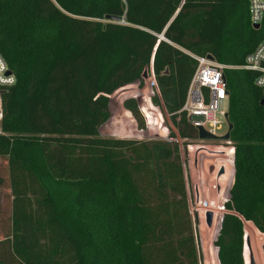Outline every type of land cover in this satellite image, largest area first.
<instances>
[{
    "label": "trees",
    "instance_id": "1",
    "mask_svg": "<svg viewBox=\"0 0 264 264\" xmlns=\"http://www.w3.org/2000/svg\"><path fill=\"white\" fill-rule=\"evenodd\" d=\"M263 40L249 0H0V54L15 77L0 86L9 190L8 212L0 201V220L8 219L0 264H203L177 142L198 139L181 112L195 57L241 66ZM146 76L158 89L152 105L176 133L103 134L112 98L130 85L144 88ZM257 77L225 72L234 181L223 219L221 205L214 212L217 264H247V228L264 235ZM123 108L137 131L150 129L137 99Z\"/></svg>",
    "mask_w": 264,
    "mask_h": 264
},
{
    "label": "built area",
    "instance_id": "2",
    "mask_svg": "<svg viewBox=\"0 0 264 264\" xmlns=\"http://www.w3.org/2000/svg\"><path fill=\"white\" fill-rule=\"evenodd\" d=\"M249 12H250V22L252 27L259 25L261 27L264 22V0H249ZM198 62L197 69L191 80L185 104L181 112H185L190 123L196 128H202L207 133L221 138L225 136L229 131V121L226 117L228 115V110L223 112L221 110V102L228 100L229 104V92L227 89V81L225 78V72L227 70H241L248 72H255L258 74L256 78L255 85L264 90V40L256 47V49L246 57L245 63L241 66H228L220 64L215 60H210L208 56L206 57H195ZM154 77V76H153ZM15 84V77L10 72L7 64L0 54V86L8 87ZM146 117V122L148 128H151L155 124V118L151 117L146 110H143ZM221 117L227 125V131L224 135L218 136L217 133L221 131L222 120ZM169 119V118H168ZM3 121V104H2V93L0 91V133L1 124ZM159 123V122H158ZM264 126V125H263ZM173 127V126H172ZM174 133H176L173 127ZM170 134V132H169ZM168 134V136H169ZM167 136V137H168ZM165 137V138H167ZM139 139H143V136H138ZM203 147L198 149L190 159L188 152V145L183 146V141L178 137L177 142L181 149V158L183 162L186 184L187 183V170L189 171V176L191 177V186L193 190V198L196 204L204 206L210 209L211 205V188L210 181L216 178L217 186L213 187L218 194V207L221 205L223 212L225 213V203L229 200L230 188L234 181V147L231 141H201L197 139ZM209 143V144H208ZM214 143V144H211ZM219 143V144H217ZM225 145L229 149H232L230 153L212 152L209 151L212 146L215 148L220 147L221 144ZM191 144V143H190ZM211 144V145H210ZM217 144V145H216ZM211 160L215 159L214 162L208 161L207 166L202 165L206 169L204 175L208 177L207 185L204 186L203 180L201 179V171L198 169V164L200 165L201 160ZM196 161V162H195ZM231 161L230 172L232 176L231 183L228 182V163ZM191 162V163H190ZM230 164V163H229ZM210 165L215 166V170L212 175L207 172V167ZM225 170V174L219 179L217 178L220 169ZM198 170V171H197ZM198 172V179L193 181L192 173ZM230 183V186H228ZM188 201L190 203L191 198L189 196L188 185H187ZM205 205H204V204Z\"/></svg>",
    "mask_w": 264,
    "mask_h": 264
},
{
    "label": "rangeland",
    "instance_id": "3",
    "mask_svg": "<svg viewBox=\"0 0 264 264\" xmlns=\"http://www.w3.org/2000/svg\"><path fill=\"white\" fill-rule=\"evenodd\" d=\"M158 94V89L156 86V82L154 80V77L150 76L149 78L146 77L144 88H139L137 84L127 86L126 88L121 89L117 92V94L112 98L111 103V110H112V118L111 121L103 128L102 133L103 134H110L111 128L115 127L116 132H112L111 136L115 137H126L129 138H138V136H143V139H164L168 136L169 132L173 130L172 123L170 119H168V115L165 113L163 108H156L152 105V98H154ZM137 99L140 104V108L142 110H146V112L153 118H158V127L157 130L154 128H150L149 130L145 131V133H140L137 131V126L135 124V120L128 112L124 111L123 103L128 99ZM221 110L223 112L228 110V100L221 102ZM143 115V114H142ZM144 117V116H143ZM220 120H222L221 126L222 129L217 133L218 136H222L227 131V125L226 122L219 117ZM209 144V143H208ZM214 144V143H211ZM210 144V145H211ZM219 144V143H217ZM216 144V145H217ZM203 147L201 142L198 140L191 142V144L188 145V152L190 159H193L194 153ZM211 149L209 151L212 152H221V153H230L233 151L232 149H229L223 143L220 147L215 148V146L211 145ZM208 161L214 162L215 159L211 160H201L200 165L198 164V169L202 172L201 173V179L203 180L204 186L207 185L208 177L204 175V172H206V169L202 167V165H206ZM196 162V161H195ZM191 163V162H190ZM230 163V161H229ZM228 163V182L231 180V172H230V165ZM207 166V165H206ZM198 171V170H197ZM207 172L209 174V167H207ZM189 171L187 170V185H188V191L189 196L191 198V201L189 203L190 212L193 216V218L196 220V229H197V237H198V244L199 248L203 257V264H217L216 261V254L215 251L217 249L214 246V242L217 239L216 236H214L215 233V227L216 222L218 219L217 214L214 212L218 208V194L214 190V186H217L216 178H213L210 181V188H211V205L210 209L205 208L204 206H200L195 203L193 198V190L191 186V177L188 175ZM193 181H196V178L198 179L199 175L198 172L192 173ZM0 201H4V212H8V205H9V190L7 189L8 186V172L6 167V162L2 159H0ZM204 204V203H203ZM205 205V204H204ZM207 212H212L214 214V220L212 227H209L207 225L206 221V214ZM218 213L220 211H217ZM223 215L225 214L223 211L220 212ZM1 225H8V219L7 214L2 217L0 220V227ZM253 227V226H252ZM248 227L247 228V243L250 244V246H247L246 250V262L247 264H251V258L253 259L254 264H264V235L260 234L255 227ZM215 249V251L213 250Z\"/></svg>",
    "mask_w": 264,
    "mask_h": 264
},
{
    "label": "water",
    "instance_id": "4",
    "mask_svg": "<svg viewBox=\"0 0 264 264\" xmlns=\"http://www.w3.org/2000/svg\"><path fill=\"white\" fill-rule=\"evenodd\" d=\"M107 19L111 22H119L121 21L120 18H115V17H107ZM254 29L258 30L260 28L259 25H256L253 27ZM210 60H214V58L212 56L208 57ZM147 77V76H146ZM261 105H264V99L261 101ZM228 118V115L226 116ZM233 130V125H231L229 123V131L228 133L221 137V138H217L209 133H207L205 130H203L202 128H197V132H198V139L201 141H230L231 139V131ZM215 170V166L214 165H210L209 166V175H212L213 172ZM225 174V170L223 168L220 169V172L217 175V178L219 179L221 176H223ZM218 191H219V187H218ZM223 219V217H222ZM213 220H214V214L212 212H207L206 214V221H207V225L209 227H212L213 225ZM222 222V220H221ZM219 234V233H218ZM247 246H250L249 243L246 242ZM245 245V246H246ZM251 264H254L253 259L251 258Z\"/></svg>",
    "mask_w": 264,
    "mask_h": 264
},
{
    "label": "crops",
    "instance_id": "5",
    "mask_svg": "<svg viewBox=\"0 0 264 264\" xmlns=\"http://www.w3.org/2000/svg\"><path fill=\"white\" fill-rule=\"evenodd\" d=\"M209 57V56H208ZM215 60V59H214Z\"/></svg>",
    "mask_w": 264,
    "mask_h": 264
}]
</instances>
